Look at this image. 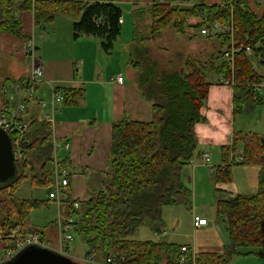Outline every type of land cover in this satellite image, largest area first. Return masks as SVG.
<instances>
[{
	"label": "trees",
	"instance_id": "1",
	"mask_svg": "<svg viewBox=\"0 0 264 264\" xmlns=\"http://www.w3.org/2000/svg\"><path fill=\"white\" fill-rule=\"evenodd\" d=\"M27 10H33L37 25L52 23L58 16L71 18L74 38L97 37L106 53L114 49L122 32L124 10L114 0H0V31L30 40L23 31V13ZM133 16L130 63L138 73L137 83L151 103L153 116L149 121L125 116L113 124L107 168L91 175L89 196L77 200L79 208L71 204L70 215L75 218L74 231L87 245L86 256L124 255L125 264H179L183 245L166 238L154 241L132 237L142 226L162 234L166 206L192 207L193 192L181 175L198 147L196 125L206 121L202 108L211 87L208 70L235 82L236 112L248 104L262 102L254 85L264 83V76L255 70L246 48L264 66V12L253 10L248 0H225L224 4L218 0H158L138 5ZM193 17L198 18L196 23L190 22ZM217 21L224 31L208 36L220 43L209 63L188 57L183 65L175 66L172 61L153 57L151 45L162 40L167 30L188 35L187 28L201 31L213 28ZM233 47L241 49L235 52L232 65L223 57ZM8 81L0 83L1 89ZM18 82L24 88L32 83L24 78L10 83ZM61 91L67 104L83 96L82 90ZM3 98L10 109L15 108L17 102L1 91L0 99ZM29 99L22 100L27 103ZM52 125L44 119L30 121L24 142L26 151L16 161L17 176L7 183L0 182V226L7 230L21 226L28 232L37 231L30 225V213L41 202L18 198L16 193L27 180L48 191L52 188L56 159ZM239 143L243 144L241 161L236 159ZM222 150L224 165L211 171L214 184L233 182L235 165L253 164L259 167L258 190L241 194L216 189V218L224 225L229 242L222 252H200L197 264H232L237 256H264V136L236 132L232 144ZM58 164L68 165L66 160Z\"/></svg>",
	"mask_w": 264,
	"mask_h": 264
},
{
	"label": "crops",
	"instance_id": "2",
	"mask_svg": "<svg viewBox=\"0 0 264 264\" xmlns=\"http://www.w3.org/2000/svg\"><path fill=\"white\" fill-rule=\"evenodd\" d=\"M114 1L121 5L123 10L125 7L128 13L127 15L123 13L122 32L116 41H119L121 48L115 51L117 47L115 43L110 53L104 51L97 37L83 35L75 39L73 20L65 16L56 17L52 23L37 25L33 10L24 11L23 31L30 35V40L0 31V53L5 59H12L10 66L14 78L9 79L7 83L22 78L30 79L32 82L31 74L36 66H40L44 71L43 78L30 85L35 89L32 98L27 93L28 88H24L20 82L16 84L20 85L21 98H30L27 103L23 101L27 108L21 114L27 121L47 120L48 116L54 114L55 122L52 126L55 157L58 162L66 160L68 165L63 168L70 172V185L67 186L64 195L65 204L61 206V212L65 217L71 216L70 205L74 200L86 199L89 196L88 180L91 175L104 172L107 168L113 124L125 116L141 121H149L153 116L151 103L144 98L137 83L138 73L130 63L129 49L134 35V9L138 5H147L158 0ZM128 14L129 18H127ZM197 21L198 18L190 19L191 23ZM188 29L193 31L194 28H187V32ZM131 30L132 37L124 39L123 32L130 33ZM168 32L170 29L165 35ZM120 39H124L122 44ZM117 51L120 53H116ZM122 52H125L124 55H121ZM251 61L255 70L264 76V66L259 60L257 59V67L252 57ZM111 65H114L116 71L109 75L107 71ZM118 74L124 76V83L117 82ZM215 74V81L209 79L211 82L209 97L202 108L206 121L196 125L198 147L195 156L190 164L183 168L181 175L184 184L192 190L193 197L197 194L199 180L203 179L206 184L210 182L213 184L212 168L224 165L223 157L220 163L211 164L212 160L205 162L203 155L209 154L212 159L213 154L219 151L218 157H220L223 152L222 147L231 145L237 132L234 121L237 112L233 102L235 90L225 85L222 82L223 78ZM63 88L82 90L83 96L75 103L67 104L65 99L58 102L54 93L64 94L61 91ZM261 88L262 102L257 105L264 102V83ZM67 144H69L68 148ZM238 149L239 146L237 151ZM233 182L215 184V186L216 189L219 187L237 193L233 189ZM217 196L216 192V201ZM208 225L209 221L203 227ZM36 232L51 243L52 249L58 252L61 250L63 244L57 220L46 230L37 229ZM165 234L164 232L163 236ZM69 244L70 242L64 244V247L67 246L66 254L82 262L77 253V255L70 253ZM223 249L224 247H214L201 249L198 252H222ZM7 251V242L0 240V253L4 252L0 264L4 262Z\"/></svg>",
	"mask_w": 264,
	"mask_h": 264
},
{
	"label": "rangeland",
	"instance_id": "3",
	"mask_svg": "<svg viewBox=\"0 0 264 264\" xmlns=\"http://www.w3.org/2000/svg\"><path fill=\"white\" fill-rule=\"evenodd\" d=\"M134 2L140 0H132ZM250 7L259 14L264 11V0H248ZM126 6V5H125ZM127 10L124 7V15H127ZM129 14L127 18H129ZM129 31V30H128ZM130 33L123 32V38L132 37ZM188 35H194L189 38L188 35H180L170 29L162 40L151 45L153 57H159L168 63L172 61L175 66H181L186 61V58L198 60L202 63H209L210 56L217 53L220 48L218 40L208 38L201 34V31L188 29ZM124 39H120L121 44ZM119 42V41H118ZM116 42L117 48H121ZM119 44V45H118ZM163 49H167L165 52ZM121 51V50H119ZM126 52V50H125ZM122 52L121 55H124ZM120 53V52H116ZM181 54V55H178ZM251 55L255 66L257 67V57ZM108 59V58H107ZM12 59H5L0 53V83L5 79L14 78L11 69ZM116 71L114 65H111L107 71ZM107 74V75H108ZM208 76L211 81H215L216 74L213 70H208ZM263 93V92H262ZM262 95V94H261ZM264 101V100H263ZM235 128L237 132L244 134H258L264 136V102L263 104H248L241 111L236 113ZM239 151L237 155L242 154L243 144L239 143ZM219 151L212 156L211 164L220 163L221 157H218ZM215 155V156H214ZM219 161V162H216ZM49 167L53 166L49 164ZM234 182L233 189L241 194H254L258 190L259 184V167L256 165H235L233 168ZM48 189L46 187H37L31 182H24L21 188L17 191L16 196L21 199H36L41 202V205L33 209L30 213V225L32 228L46 230L52 226L59 218L60 208L55 200L48 197ZM65 194H63L64 196ZM194 216L206 218L209 225L200 229H196L193 224ZM164 228L163 232L156 233L148 226H142L136 236L132 237L137 240H160L166 238L168 241L177 244H189L194 246L197 251L214 247H224L229 242L227 231L223 224L217 221L216 218V186L213 183L206 184L205 180H199L197 194L193 197V204L188 208L184 204L171 205L164 208ZM166 233L163 236V233ZM73 240L70 242L71 254L79 255L83 260L86 256L87 245L83 238L76 232L72 231ZM77 253V254H76ZM4 256V252L0 253V259ZM76 257V256H75ZM3 259V258H2ZM232 264H264V256L243 255L234 258Z\"/></svg>",
	"mask_w": 264,
	"mask_h": 264
},
{
	"label": "built area",
	"instance_id": "4",
	"mask_svg": "<svg viewBox=\"0 0 264 264\" xmlns=\"http://www.w3.org/2000/svg\"><path fill=\"white\" fill-rule=\"evenodd\" d=\"M90 1V0H83ZM218 3H225L218 0ZM231 4V1L228 2ZM223 27L219 21L215 22L213 28L205 27L201 30V34L208 37L219 31H223ZM241 48L233 47L230 51L224 54L223 59L225 61L230 62L232 65L234 64V55L235 52ZM247 52L250 53L251 49L249 47L246 48ZM44 76V71L40 66L34 67L31 74V81L36 82L42 79ZM118 83H124L125 78L122 74H118L116 78ZM222 82L225 85L234 87L235 82L231 79H222ZM257 92L262 94V83L255 84ZM2 93L6 94L11 101H16L17 104L14 109H10L6 105L5 99H0V128L7 131L12 140L13 152L16 161L21 159L26 151L24 146L25 135L29 127L30 121L27 120H19L18 117L21 116L22 113L26 111V105L21 98L20 93V85L16 83H6L4 87L1 89ZM35 89L33 86L28 88V95L31 97L34 95ZM55 99L60 102L65 99V95L60 92L54 93ZM54 110V109H53ZM18 118V119H17ZM49 121L53 124L55 122L54 114L48 116ZM69 144H67V148ZM242 154L236 156L238 161L242 160ZM203 159L205 162H209L211 160L209 154H204ZM55 167H54V183L52 188L49 190L48 197L51 200H55L58 207L60 208L58 222V229L60 232V238L63 246L59 252L66 254L67 246L64 247V244H68L74 238L72 231L75 228V218L73 216L65 217L61 212V206L65 204L64 196L65 190L69 185V176L70 172L68 169L60 167L57 159H55ZM74 208L80 207V202L74 200L72 203ZM193 224L195 228H201L208 224V220L206 218H202L200 216H194ZM0 240H4L7 242L8 251L5 255L4 261L10 260L13 258L20 250L30 245H37L41 247L52 248L51 243L44 240L42 235L38 232H28L23 227L18 226L11 228L9 230L0 226ZM199 257V252L195 249V247H191L189 245H183L181 247V251L178 254V262L179 264H197V260ZM126 257L124 255H110L106 258H100L97 254H91L86 256L82 262L85 264H125Z\"/></svg>",
	"mask_w": 264,
	"mask_h": 264
},
{
	"label": "water",
	"instance_id": "5",
	"mask_svg": "<svg viewBox=\"0 0 264 264\" xmlns=\"http://www.w3.org/2000/svg\"><path fill=\"white\" fill-rule=\"evenodd\" d=\"M1 97V84H0ZM18 169L12 140L7 131L0 128V182L14 180ZM2 264H85L52 248L30 245L20 250L13 258Z\"/></svg>",
	"mask_w": 264,
	"mask_h": 264
}]
</instances>
